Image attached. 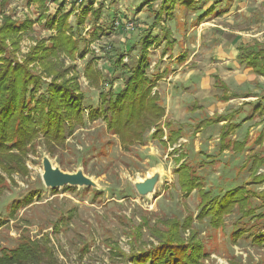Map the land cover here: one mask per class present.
Instances as JSON below:
<instances>
[{"label":"rangeland","instance_id":"1","mask_svg":"<svg viewBox=\"0 0 264 264\" xmlns=\"http://www.w3.org/2000/svg\"><path fill=\"white\" fill-rule=\"evenodd\" d=\"M213 1L210 0L205 8ZM70 3L74 8L68 23L80 40V48L89 45L88 53L81 60L77 57L71 59L60 52L52 60L61 66L62 71L68 69L78 76L87 108L95 107L99 102V92L107 88V81L114 76L113 65L117 56L122 54V63L131 66L138 57L142 37L148 32L151 37H161L162 29L166 28L171 37L178 41L174 50L162 54V40L159 46L148 49L147 55L150 59L149 73L156 69L159 73L169 69L161 74L162 78L157 81L153 92L160 94L165 110L163 121L173 122L185 130L178 141L181 144L179 149L189 151V155H195L199 148L215 154L223 123L200 132L195 130V124L204 123L210 117L234 114L231 122L240 123V128L232 138L242 140L247 137V148L252 147L254 153L264 157V113L260 116L258 111L253 110L256 104H264V78L236 65L233 57L241 41H262L264 0L223 2L218 8L226 7V13L198 24L195 19L199 13L181 12L177 7L174 13L180 21H163L161 28H151L160 1L95 0L92 9L101 7V16L94 26L103 29L98 38L91 36V20L79 28L76 26V17L86 2L67 0L66 10ZM55 10L56 5L52 0H0V24L2 16H9L21 23L32 22L17 47H9L14 63L22 64L41 44L49 43V36L54 31L47 29L44 15H50ZM128 24H131V29H127ZM87 31L90 36L86 38L83 33ZM82 37L87 39L86 42ZM179 54L186 55L182 63L175 61ZM92 58L95 59L92 68L101 77L98 87L92 85L84 74V67ZM28 68L46 81L51 80L37 60L29 62ZM118 74L113 88L121 87L127 75L124 71ZM215 75L227 86L228 94L234 93L238 97L221 102V92L214 86ZM245 94L249 96L243 97ZM249 116L251 118L247 119ZM163 121L160 124L164 135L162 140L166 141L167 130ZM153 131L154 128L145 135L143 143L128 151L123 150L118 139L106 131L101 120L86 122L82 128L67 136L63 144H54L50 149L51 156L46 152L45 144L36 143L35 150L24 159L23 175L8 177L0 173L8 185L0 194V250L13 248L26 238L39 241L48 250V264H129L122 256L157 245L153 235L158 229L163 230L169 222L184 220L187 216L194 219L198 208L196 192L185 196L174 174L177 154L172 151L178 148V143L163 147L151 138ZM259 136H262L260 146L255 143ZM91 144L106 147V150L95 155V158L88 154L82 156L84 149ZM109 152L110 158L91 163L101 156L107 157ZM43 156L66 173H74L81 168L96 183L97 188L92 189L102 196L89 198L90 194L78 195L85 187H76L77 194L66 192L64 187L56 192L46 188L41 180ZM218 157L217 163L206 168L208 184H216L218 179L224 178L222 174L233 178L235 165L242 161L240 157L231 158L228 152ZM82 158L88 160L87 165L82 164ZM225 163H229L230 167H223ZM155 172L159 173V181L154 192L147 197L138 196L134 183ZM258 173H264V167ZM248 175L249 170L241 172L239 179L235 183H227L225 188L242 185L241 181L247 179ZM251 186L261 190L264 184ZM30 190H38L39 199L35 196L31 203H22L15 209L14 202H23ZM234 220V215L227 217L224 228L219 229L210 228L207 223L193 226L200 231L205 250L209 253L204 264H264V248L251 245L247 239L237 243L230 240ZM187 236L188 232L185 231L184 237Z\"/></svg>","mask_w":264,"mask_h":264},{"label":"trees","instance_id":"2","mask_svg":"<svg viewBox=\"0 0 264 264\" xmlns=\"http://www.w3.org/2000/svg\"><path fill=\"white\" fill-rule=\"evenodd\" d=\"M85 5L76 17V26L79 28L88 20L92 21L90 33L93 37H99L103 29L95 27L101 16V7L92 9L95 0H82ZM160 1L158 9L154 12V21L151 28L163 27L161 22L167 20L180 21L175 17L174 10L178 7L182 11L199 13L195 23L210 20L226 13L218 8L223 2L230 0H214L208 7L205 5L210 0H147ZM56 10L47 18L46 26L54 33L49 36L47 45L41 44L36 52L31 53L22 64L14 63L9 47H17L19 40L26 30L31 27V21L23 23L12 20L9 16H2L0 24V173L8 177L23 175L25 173L24 159L29 152H33L36 143L46 145V152L50 155V149L54 144H63L67 136L72 135L77 129L82 128L86 122L101 120L105 124L108 133L114 135L120 147L128 151L133 146L144 142L145 135L152 128L151 138L157 140L163 147L173 146L183 137L184 128L176 126L173 122L163 121L165 110L161 104L160 94L153 92L162 73H167L168 68L159 73L158 69L149 73L150 62L147 55L148 49L159 46L164 41L162 54L171 53L178 42L171 37L170 32L162 29L161 37H151L147 33L140 40L139 53L136 61L128 66L122 63L123 55L119 54L113 65V74L106 83L107 88L99 92V102L95 107L87 108L83 102V94L80 91L78 76L69 70L62 71L52 58L57 53H62L71 59L75 57L84 59L88 53V46L80 48L78 40L68 23L74 5L70 3L66 10L67 0H52ZM205 8V9H204ZM223 10V12H221ZM184 15V14H183ZM194 21V20H193ZM192 21V22H193ZM185 23H182L184 25ZM179 25V23H177ZM181 25V26H182ZM78 32V37L81 35ZM90 33H83L86 38ZM83 38V37H82ZM87 39L83 38L86 42ZM10 44V45H9ZM186 55L179 54L175 61L184 62ZM42 66L50 81L38 76L28 68L29 62H35ZM94 58L88 61L84 67V74L92 85L98 87L100 75L92 68ZM236 65L249 70L257 77L264 78V35L262 41L253 39L247 43H239L236 46ZM74 69V67H70ZM124 71L127 75L122 80L121 87L113 88L118 79V72ZM118 74V75H117ZM214 86L221 92V102L238 97L234 93L228 94V88L215 75ZM245 94L243 97H247ZM262 116L264 104H256L253 108ZM235 115H222L205 119V122L195 124V130L201 131L209 126L223 123L220 127L216 153H207L199 148L195 155H189V151H181V144L174 148L173 154H177V166L174 169L177 184L180 191L188 196L196 192L198 208L195 218L187 216L184 220H173L163 230L158 229L153 235L157 245L137 253H130L122 257L129 264H204L209 253L205 250L200 237V231L193 228L195 224L207 223L210 228H224L227 217L234 215L235 220L231 225L230 240L237 243L247 239L250 244L264 248V187L261 190L251 185H263L264 173L259 174L264 167V157L253 152L248 147L247 137L235 140L232 135L240 128V123H233ZM251 116L247 117V119ZM245 119V120H247ZM166 128V141L162 140L163 130ZM262 144V136L255 142ZM264 145V144H263ZM180 148V149H179ZM106 147L91 144L84 149V156L88 154L95 158L97 154L104 152ZM246 151V154L244 152ZM228 152L231 158H242L235 165V175L229 179V175L222 174L224 178L218 179L216 184H208L209 176L206 168L218 162V155ZM253 152V153H252ZM110 152L100 159H94L91 163H98L110 158ZM244 155V157H243ZM51 156V155H50ZM88 160L82 158V164L87 165ZM215 162V163H214ZM230 163V162H229ZM229 163L223 167H230ZM249 170L247 179L242 180V185H229L236 182L241 172ZM208 176V177H207ZM231 180V181H228ZM5 178L0 174V194L7 188ZM66 192L76 193V187L65 186ZM56 192L57 189L51 190ZM38 190H30L24 201H15L14 208H19L22 203L27 205L38 197ZM90 194L89 198L98 197V191L92 188H84L78 195ZM99 196H102L99 195ZM185 231L188 236L184 237ZM48 250L39 241L29 239L20 240L13 248H1L0 264H48Z\"/></svg>","mask_w":264,"mask_h":264},{"label":"water","instance_id":"3","mask_svg":"<svg viewBox=\"0 0 264 264\" xmlns=\"http://www.w3.org/2000/svg\"><path fill=\"white\" fill-rule=\"evenodd\" d=\"M41 166V180L43 185L51 190L60 189L65 186L97 188L96 183L86 176L81 168L77 169L74 173L63 172L58 167H54L47 156L42 157ZM158 181L159 173L155 172L142 181L135 182L133 186L138 196L147 197L154 192Z\"/></svg>","mask_w":264,"mask_h":264},{"label":"crops","instance_id":"4","mask_svg":"<svg viewBox=\"0 0 264 264\" xmlns=\"http://www.w3.org/2000/svg\"><path fill=\"white\" fill-rule=\"evenodd\" d=\"M253 37H255V35L253 36ZM259 40V39H258ZM251 40H249V39H246V40H244L243 42L241 41V43H247V42H250ZM235 56H236V54L233 56L234 58H235Z\"/></svg>","mask_w":264,"mask_h":264},{"label":"built area","instance_id":"5","mask_svg":"<svg viewBox=\"0 0 264 264\" xmlns=\"http://www.w3.org/2000/svg\"><path fill=\"white\" fill-rule=\"evenodd\" d=\"M127 26V25H126ZM132 27H131V24H128V26H127V29H131ZM94 51L95 52H98V50L97 49H94Z\"/></svg>","mask_w":264,"mask_h":264}]
</instances>
